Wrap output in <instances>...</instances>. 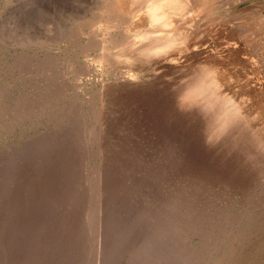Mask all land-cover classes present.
Segmentation results:
<instances>
[{
  "label": "rangeland",
  "instance_id": "374dc122",
  "mask_svg": "<svg viewBox=\"0 0 264 264\" xmlns=\"http://www.w3.org/2000/svg\"><path fill=\"white\" fill-rule=\"evenodd\" d=\"M118 1L0 0V264H264V153L245 169L257 179L239 178L237 154L184 104L204 77L184 61L196 27ZM169 6L157 21L182 18ZM139 28L169 34L167 51ZM140 40L159 49L136 55Z\"/></svg>",
  "mask_w": 264,
  "mask_h": 264
},
{
  "label": "bare ground",
  "instance_id": "6f19581e",
  "mask_svg": "<svg viewBox=\"0 0 264 264\" xmlns=\"http://www.w3.org/2000/svg\"><path fill=\"white\" fill-rule=\"evenodd\" d=\"M120 1H122V0H120ZM120 1H118V2L120 3ZM109 2H111V1H109ZM118 2H113L114 4L113 3L112 4L107 3L108 5H105V7L108 6V9H110L109 10L110 12L113 9L115 10V7L119 10V8L117 7V5H119ZM221 2H222V0H149L147 3V7H145L146 8L145 12H146V15L147 14L149 15L150 20L148 18L147 19L149 20L150 23H153V25L155 23L154 21H156V23L162 22L160 24V26L162 24L164 26L168 23H170V25H173V26H178V23L180 24V22L183 20L185 23H189L190 25L194 26V28L196 27V29H195L196 31L194 32L192 39L187 41L189 44L185 45L187 48V49H185V50H187V53L185 55L186 57L184 58V61H186V62L187 61H198V62L202 63L203 64V66H202L203 70H201V71H203L202 76L204 75V77L201 80H199V79L195 80L194 83L191 80L190 83H193V86H191L190 89L185 93L184 97L183 96H181V97H183V99L185 101L184 104H185V106H187V110L189 108L193 111H194V109L201 110V113L203 112L206 115L209 123H211L215 126V128L213 127L215 130H212V131L210 130V132L208 134L206 133L208 135L207 140L210 142H214V144L218 141H221L222 142L220 144V145H222L221 147L225 148V150L223 148H221V150L226 151L227 150L226 148H228L229 150H227V151L235 152L234 155L237 154L235 156V158L239 157L238 158L239 162L236 164L237 167H235V170L237 168L239 171L238 177L243 178L242 175H244V174L242 173V175H241L240 171H243V170L245 171V169H247V170L250 169V172H253V170H255V165H256L257 160L262 156V153H264V135H262L263 133H260L261 131L259 129H258L259 132H256V129L260 127L259 124L257 125V127L255 126V124H257V122L259 123V121H257V120L264 117V4L260 0H228L227 1L228 3H226L225 5H223L221 7V9H219L220 6H218V5H219V3L221 4ZM130 3H131V1H130ZM238 3H240V4H238ZM98 5H101V4H98ZM120 5L122 6L123 4H120ZM166 5H170V6L173 5L176 8H179L178 10H181L180 13L184 9L185 11L183 10L184 12L182 13L183 14L182 18L181 17L178 19L175 18V21H173V22H172V20H169V19H165L163 21H157V20L161 19L160 18L161 15L159 16L157 11L164 6L166 7ZM129 8H126L125 12H124V10L120 11L123 13V18L125 19V23H127L126 24L127 26H128V24H133L134 20L143 18V17H141V12H142L141 6H139V7L135 6V8H137V9H134V8L129 9ZM166 9H167V7H166ZM166 9H164V11L163 10L162 11L165 12ZM169 11H170V8L167 11V14L165 13V15H168L169 13L171 14V12H169ZM215 11H218L219 14H217V17L216 16L211 17L213 15L212 13H215ZM178 13H179V11H178ZM165 15H163V16H165ZM162 19H164V18H162ZM119 24H121V23H119ZM142 24L143 23L140 24L141 27H144V26H142ZM157 24H159V23H157ZM174 24H176V25H174ZM137 25H139V23ZM137 25L135 24L134 27H136ZM150 25H152V24H150ZM170 25L168 27H171ZM132 27L133 26H131L130 28L132 29ZM151 28H153V27L150 26L149 29H151ZM159 29H160V27H159ZM166 29H168V28H166ZM169 29H172V28H169ZM142 30L146 31L143 28H142ZM153 31H154V29H153ZM180 31H182V30H180ZM107 32H110V31L108 30ZM136 32L139 34V33H142L143 31L141 32V30L139 28V31L137 30ZM165 32H166V30H165ZM226 32L232 36V41H229V40H225V41L223 40L222 41V39H221L222 35ZM191 33L190 34L188 33V35L191 36ZM143 34L144 35L146 34V36H145L146 39H147V37H149L148 34L150 35V33L147 34V31H146V32L140 34L139 36H143ZM151 34H153V32H151ZM157 34H160V31ZM235 34H237L239 37L238 36L234 37V36H236ZM153 35H156V33ZM168 35L166 33L164 35L152 36V37H149V38H151V39H149V41L148 40H146V41H148V43L149 42L153 43V41L157 42L156 46H157V44H159L158 47L161 46V47H159L161 49L163 47H167L170 44V42H172L171 37H169ZM170 35H172V34H170ZM133 36L134 35H132L131 38L135 37V36L134 37ZM139 36H137V37H139ZM135 39L137 40L140 38H135ZM178 39L180 40V37ZM146 41H141L143 43H139L141 45V47L138 45V48H137L138 50H137L136 55H139V54H145L146 55L147 54V51L149 50L148 48H150L152 46H149L150 44L147 45ZM136 43L134 42L133 44L135 45ZM100 44H102V43H100ZM130 44H132V43H130ZM96 45H99V44H96ZM146 47H147V50H146ZM170 47H168V48L170 49ZM180 47H183V46H180ZM100 48H101V46H100ZM152 48H154V47H152ZM159 48L156 47L154 49H150L149 51L152 52L153 50L159 49ZM172 48H171V50H172ZM120 49L121 48H119L118 50H120ZM128 49H129V47H128ZM163 49L165 50L166 48H163ZM163 49L161 51H163ZM161 51H158L159 55H160ZM166 51L167 50H165V52ZM103 52H105V51H103ZM134 52H136V50H134ZM165 52L164 51L162 52L163 55H165L164 54ZM153 53H155V51ZM106 54H109V53L107 52ZM127 54L124 55L125 60H126V57H128ZM173 54H175V53H173ZM114 55H116V54H114ZM117 55L121 56L119 54H117ZM145 55L143 57H146L148 54L146 56ZM167 55H169V54L167 53ZM107 56L108 55H106V57ZM109 56H111V55H109ZM140 57H141V55H140ZM166 57H168V56L161 58L158 61V64L156 65V67L164 66V65L168 64L167 59H165ZM158 58H160V57H158ZM173 58H175V57H173ZM117 59H119V57ZM143 59H145V58H143ZM115 60H116V58H115ZM149 60H151L150 57H149ZM146 62H148V61H146ZM108 63H111V62H108ZM119 63L121 64V62H119ZM135 64H137V63H135ZM193 64L195 65V62ZM197 64L194 67H196ZM202 64H200V67ZM124 65H126V64H124ZM181 65H179V66H181ZM190 65H191V63H190ZM190 65H188V66H190ZM175 66H176V64H175ZM185 66H187V65H185ZM198 66H199V64H198ZM191 67H193V66L191 65ZM235 67H238L239 70L234 71ZM122 68L124 69L125 67L122 66ZM160 68H162V67H160ZM197 68H195L196 71L198 70ZM145 69L148 70V68H145ZM129 70L131 72V69H129ZM129 70H127L126 73H128ZM142 71L144 72V70H142ZM130 72H129V74H130ZM138 72H139V70H138ZM189 72H188V74H189ZM123 73H124V71H123ZM126 73H125V75H126ZM136 73L137 72H135V75H136ZM141 75H142V73H141ZM197 75H198V73H197ZM126 76H128V74ZM129 76H131V74ZM167 76H169V75H167ZM198 76H200V75H198ZM199 78H202V77H199ZM192 79H194V78H192ZM125 80H127V79H125ZM141 82H143V81H141ZM153 83H154V81H153ZM134 85H136V84L134 83ZM165 85H167V84H165ZM128 87H130V86H128ZM158 87H159V85H158ZM126 89H127V87H126ZM182 90H184V89H182ZM159 92H161V91H159ZM159 92H158V94H159ZM116 103H118V102H116ZM124 103H126V102H124ZM182 103H181V105H182ZM138 104H140V103H138ZM181 112H182V110H181ZM187 112H189V111H187ZM196 113H198V112H196ZM255 113L257 114V116ZM193 114H195V113L193 112ZM189 121H191V120H189ZM192 121L195 123L194 120H192ZM261 121H263V120H261ZM263 123L261 125L264 127ZM201 124L202 123H200V125ZM198 126H199V124H198ZM202 126L203 125H201V127ZM207 127L209 128V126H207ZM263 127H261V128H263ZM263 129H261V130H263ZM226 144H227V147H224V146H226ZM213 152H215V151H213ZM259 166L260 165H258V167ZM256 168H257V166H256ZM250 172L248 173L247 171H245L244 173L250 174L253 177H254V175L256 176V174H258V173H256L253 175ZM247 177H249V176H247ZM256 179H257V176H256ZM252 181L251 182L249 181V184L250 183L252 184ZM237 182L238 181L236 179V183ZM238 183H239L238 187L240 185L242 186V184H240V182H238ZM249 184H246V186L251 185V184L250 185ZM243 186H245V185L243 184Z\"/></svg>",
  "mask_w": 264,
  "mask_h": 264
}]
</instances>
